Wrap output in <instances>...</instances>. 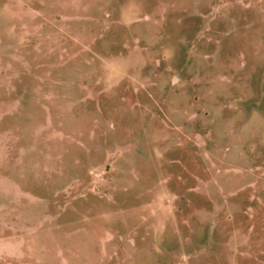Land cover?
I'll list each match as a JSON object with an SVG mask.
<instances>
[{
    "label": "rangeland",
    "instance_id": "rangeland-1",
    "mask_svg": "<svg viewBox=\"0 0 264 264\" xmlns=\"http://www.w3.org/2000/svg\"><path fill=\"white\" fill-rule=\"evenodd\" d=\"M0 264H264V0H0Z\"/></svg>",
    "mask_w": 264,
    "mask_h": 264
}]
</instances>
